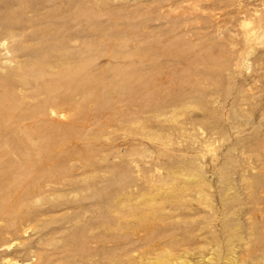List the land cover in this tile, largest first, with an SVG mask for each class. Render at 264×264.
I'll return each mask as SVG.
<instances>
[{
  "label": "rangeland",
  "instance_id": "374dc122",
  "mask_svg": "<svg viewBox=\"0 0 264 264\" xmlns=\"http://www.w3.org/2000/svg\"><path fill=\"white\" fill-rule=\"evenodd\" d=\"M0 264H264V0H0Z\"/></svg>",
  "mask_w": 264,
  "mask_h": 264
},
{
  "label": "bare ground",
  "instance_id": "6f19581e",
  "mask_svg": "<svg viewBox=\"0 0 264 264\" xmlns=\"http://www.w3.org/2000/svg\"><path fill=\"white\" fill-rule=\"evenodd\" d=\"M178 249V248H177ZM174 253V252H173Z\"/></svg>",
  "mask_w": 264,
  "mask_h": 264
}]
</instances>
